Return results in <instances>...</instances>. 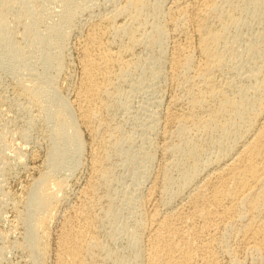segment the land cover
<instances>
[{
    "label": "rangeland",
    "instance_id": "obj_1",
    "mask_svg": "<svg viewBox=\"0 0 264 264\" xmlns=\"http://www.w3.org/2000/svg\"><path fill=\"white\" fill-rule=\"evenodd\" d=\"M125 1L3 5L0 264H264V0ZM53 99L81 151L51 171ZM44 175L62 186L32 258Z\"/></svg>",
    "mask_w": 264,
    "mask_h": 264
},
{
    "label": "bare ground",
    "instance_id": "obj_2",
    "mask_svg": "<svg viewBox=\"0 0 264 264\" xmlns=\"http://www.w3.org/2000/svg\"><path fill=\"white\" fill-rule=\"evenodd\" d=\"M68 1V0H67ZM114 1V0H113ZM129 1V0H128ZM128 1H125V2H128ZM64 2V1H63ZM70 2V1H69ZM220 2V1H219ZM6 3V0H0V46L3 48V51H4V54L6 55V30H5V28L3 27V25H2V8H3V5ZM260 3V2H259ZM77 4V3H76ZM75 4V6H77ZM126 4V3H125ZM124 4V5H125ZM67 5V4H66ZM68 5H69V3H68ZM123 5V6H124ZM140 5V1H138V0H130L128 3H127V6L126 7H138ZM159 6V5H158ZM206 6V5H205ZM67 7H70V6H67ZM251 10H253V9H251ZM261 10V9H260ZM123 11H125V8H123V10H122V12ZM75 12V11H74ZM121 12V13H122ZM71 13H73V9H72V11H68V9L65 11V13L63 14L64 16H63V18H62V22H66L67 20H69L70 19V16L71 15H73V14H71ZM108 13V12H107ZM72 19V18H71ZM60 23H61V19H60ZM110 25V24H109ZM125 25V24H124ZM55 26V25H54ZM61 26V25H60ZM63 26H65V25H63ZM106 26H107V24H106ZM121 26V25H120ZM155 27V26H154ZM66 28V27H65ZM64 28V29H65ZM101 28H103V27H101ZM226 28V27H225ZM107 29V28H106ZM68 31V30H67ZM152 31H154V33H156V34H160L161 32H162V28H155L154 30L152 29ZM151 31V32H152ZM63 33V32H62ZM61 33V34H62ZM43 35H44V33H42ZM42 34H40L39 33V35H40V37H42ZM49 35L51 36V35H56V37H57V42H59L58 40H59V38H61V36L63 35H59V26H55V27H53L51 30H50V33H49ZM151 35V34H150ZM162 35V34H161ZM261 37V36H260ZM52 38H54V37H52ZM66 38V37H65ZM160 39H161V37H160ZM56 40V39H55ZM63 40V39H62ZM136 40V39H135ZM158 40V39H157ZM65 41V40H64ZM160 41V40H159ZM62 42V41H61ZM155 43V42H154ZM58 45V44H57ZM40 47V46H39ZM38 47V48H39ZM43 48H45V47H43ZM55 48V47H54ZM60 48V47H59ZM45 49H47V48H45ZM49 49V48H48ZM51 49V48H50ZM160 49H162V48H160ZM257 49V48H256ZM44 50V49H43ZM258 50H260V49H258ZM48 51V50H47ZM183 51V50H182ZM256 51V50H255ZM42 52V51H41ZM51 52V51H50ZM56 52V51H55ZM258 52V51H257ZM47 53V52H46ZM57 54H59L58 52H56ZM259 53V52H258ZM2 54V53H1ZM45 54V53H44ZM53 54V53H52ZM57 54H55L54 56V58H53V55H51V53L50 54H45V56H44V67H46L45 69L47 70H49V66L51 65V64H53L54 65V63L53 62H55V65L57 66L58 65V62H59V57L57 56ZM61 55H63V52H61ZM187 55V54H186ZM258 55V54H257ZM4 56V55H3ZM13 57L15 58V59H22L21 58V56H20V52H18L17 50H14L13 51ZM43 57V56H42ZM42 59V58H41ZM254 60V59H253ZM60 61H61V59H60ZM60 63V62H59ZM190 64V63H189ZM194 64V63H193ZM219 64V63H218ZM52 66V65H51ZM216 66H217V64H216ZM220 66V65H219ZM218 66V67H219ZM248 66V65H247ZM59 67V66H58ZM55 68V67H54ZM24 69H26V68H24ZM27 69H28V67H27ZM105 69V68H104ZM45 71V70H44ZM203 71V74H206L207 73V68H205V69H203L202 70ZM45 72H47V71H45ZM44 72V73H45ZM49 72V71H48ZM48 72H47V74H48ZM152 72V71H151ZM51 76V75H50ZM44 77H49V75H47L46 76V74H44V76H43V78ZM195 78V77H194ZM50 79V78H49ZM52 81V80H51ZM151 82V81H150ZM22 83H24V82H22ZM39 85V84H38ZM156 86V85H155ZM34 87H36V86H34ZM32 88V87H31ZM39 88V87H38ZM37 89V88H36ZM35 89V90H36ZM45 89V88H44ZM43 89V90H44ZM47 89V88H46ZM34 90V91H35ZM38 90V92H35V94L33 95V97L35 96V97H38V99L41 97V96H39V95H42V97L44 96V93H42V89H37ZM36 90V91H37ZM39 90L41 91V92H39ZM50 90V89H49ZM48 90V91H49ZM33 90H32V92H34ZM47 91V90H46ZM46 91H44V92H46ZM26 93V92H25ZM42 93V94H41ZM48 93V92H47ZM50 93H53V92H50ZM211 94V93H210ZM31 95H32V93H31ZM49 95V94H48ZM31 98V97H30ZM59 98V97H58ZM61 99V98H60ZM41 99H39L38 101H40ZM43 100H45V99H43ZM52 100V99H51ZM53 100H55V99H53ZM222 100H223V103H222V106L224 107H226V106H228L230 103L228 102V100L226 99V98H222ZM42 101V100H41ZM59 102V103H57V105H55V106H57V111L55 112V110H54V112L56 113L55 115H54V112H52L53 114H51V115H49V119L52 121V119H55L56 117L55 116H57L58 118V120H57V122L55 121V125H53V123H52V127L54 128V130H53V128H51L53 131V134H54V136H55V138H56V141L54 142V145H53V148H52V152L50 153V157L48 158V163H49V165H50V169H51V171H53L54 170V168H56L57 166H59L61 163H63L62 161H64L63 159L68 155V154H70V153H72V152H75V153H79V151H81V141H80V136H79V132L77 131V129H76V123H75V119L73 118V115H71V112L69 111V107H67V105L65 104V102L64 101H58V99L57 100H55V102ZM203 101V100H202ZM259 101V100H258ZM55 102H54V104H55ZM253 102V101H252ZM40 103V102H39ZM48 103H50V101H48ZM244 103V102H243ZM53 104V105H54ZM160 104V103H159ZM39 105H42V102H41V104H39ZM231 105V104H230ZM233 105V104H232ZM254 105V104H253ZM45 107H47L48 105H44ZM54 107V106H53ZM52 108V107H51ZM71 108V107H70ZM42 109H44L43 108V106H42ZM50 109V108H49ZM54 109H55V107H54ZM223 109V108H222ZM231 109V108H230ZM229 109V110H230ZM242 109V108H241ZM46 111V110H45ZM49 111H51V110H49ZM52 111H53V109H52ZM235 112L237 113L238 112V110H237V108H236V110H235ZM50 113V112H49ZM239 113V112H238ZM235 114V113H234ZM241 114V113H240ZM48 115V114H47ZM236 115V114H235ZM217 115H213V116H211L210 118H209V120H208V122H206V124L204 125V127H206V126H210V125H214V117H216ZM239 116H241V115H239ZM218 118V117H217ZM56 120V119H55ZM217 120V119H216ZM241 123H242V121H241ZM49 130V129H48ZM51 132V133H52ZM264 138V137H263ZM261 139V138H260ZM262 141V140H261ZM256 142V141H255ZM262 142H260V144H261ZM255 144V143H254ZM250 146V145H249ZM195 152V151H194ZM251 153H253V152H251ZM259 153V152H258ZM257 153V154H258ZM73 154V153H72ZM193 155V154H192ZM243 155H244V153H243ZM260 155V154H259ZM70 156H71V154H70ZM74 156H76L75 154H74ZM195 156V155H194ZM261 156V155H260ZM67 157H69V156H67ZM247 157H248V155H247ZM263 157H264V155H263ZM193 158V157H192ZM67 159V158H66ZM69 159V158H68ZM78 159V158H77ZM242 159V158H241ZM261 159H263L262 157H261ZM19 160V159H18ZM76 160V159H75ZM255 160V159H254ZM70 161V160H69ZM71 161H72V159H71ZM74 161V160H73ZM194 161V160H193ZM243 161H244V159H243ZM261 161V160H260ZM75 162V161H74ZM73 162V163H74ZM246 162H247V160H246ZM71 163V162H70ZM72 163V164H73ZM78 163V162H77ZM196 163V162H195ZM236 164H237V162H235ZM258 163H260V162H258ZM74 165V164H73ZM72 165V166H73ZM249 165V164H248ZM71 166V167H72ZM238 167V166H237ZM257 167V166H256ZM264 167V166H263ZM194 170V169H193ZM189 173L191 172L190 170L188 171ZM188 174V173H187ZM190 174H192V173H190ZM195 174V173H194ZM197 174V173H196ZM196 174H195V177H196ZM194 176V175H193ZM193 176H191V177H193ZM239 176V175H238ZM49 176H47V175H44V176H42L41 178H40V180H38L37 182H36V184H35V187L32 189V192L29 194L30 195V198H28L29 199V206H28V204H27V206L29 207V212H28V220H29V226L28 225H26V226H28V231L26 232V233H28V234H26V237L28 236V246H29V250H31V254H32V258H36V255H37V253L39 252V249H41L40 247V244H43V243H40V240H42V239H40V235L38 234V232L37 231H39V230H41V228L45 225V223H46V217H47V213L49 212V210H50V208L52 207V204L55 202V200H56V198H57V193L60 191V189H61V186H62V181H60V180H52V178L50 179V178H48ZM189 178V177H188ZM187 180V179H186ZM192 180V179H191ZM194 180V179H193ZM189 181V180H188ZM185 184V183H184ZM188 184V183H187ZM231 184H232V182H231ZM228 185V184H227ZM230 186V185H229ZM185 187V186H184ZM231 187V186H230ZM238 187V186H237ZM242 187V186H241ZM248 189V188H247ZM252 192V191H251ZM248 194H250V193H248ZM238 200V199H237ZM236 200V201H237ZM57 201V200H56ZM139 201V200H138ZM26 215V214H25ZM26 218V217H25ZM26 218V219H27ZM27 220V221H28ZM47 221H49V220H47ZM43 230V229H42ZM41 230V231H42ZM41 233H44V231H42ZM40 237H39V236ZM46 235V234H45ZM42 236L44 237V235L42 234ZM27 242V241H26ZM43 242V241H42ZM44 247V246H43ZM42 247V248H43ZM42 250V249H41ZM41 253H42V251H41ZM38 257H39V255H37ZM30 258V257H29ZM35 260V259H34ZM32 261H33V259H32ZM36 261V260H35ZM44 261V260H43ZM36 262H39V261H36ZM34 263V262H33ZM40 263V262H39Z\"/></svg>",
    "mask_w": 264,
    "mask_h": 264
}]
</instances>
